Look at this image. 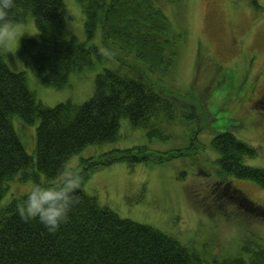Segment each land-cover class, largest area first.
<instances>
[{
    "label": "trees",
    "instance_id": "16d2710c",
    "mask_svg": "<svg viewBox=\"0 0 264 264\" xmlns=\"http://www.w3.org/2000/svg\"><path fill=\"white\" fill-rule=\"evenodd\" d=\"M74 1L84 15V43L66 34L64 0H16L11 18L22 24L32 17L39 34V40H23L18 46L23 68L33 70L42 86L54 89L64 88L71 74L96 63L112 62L115 68H102L95 77L92 96L82 105L66 101L46 108L29 89L26 73H12L0 55V201L7 184L18 173L20 180L57 182V169L67 157L87 146L115 141L122 119H127L132 128L145 129L149 138L164 140L163 125L178 119V108L195 110L155 79L157 73L170 70L176 58L175 39L168 35L169 22L158 0ZM96 34L100 38L98 47L88 46ZM206 98L199 99L196 107L205 111ZM186 118H191L189 113ZM31 127L34 134L29 131L24 137L30 141L34 135V157L26 153L18 137ZM199 131L201 128L191 133V144L184 149L153 151L139 146L81 160L84 182L95 170L113 164L165 165L184 157L189 149L203 148L196 138ZM210 146L219 156L223 178L248 180L264 190V169L243 164L245 158L256 155L252 147L229 132L218 133ZM35 172L45 182L41 183ZM83 184L81 203L69 213V223L61 225L55 234H50L38 219L28 223L20 219L16 203L25 195L0 205V264L202 263L196 253L174 239L119 218L88 196ZM244 250L251 254L250 264H264V250ZM244 263L243 258L234 260V264Z\"/></svg>",
    "mask_w": 264,
    "mask_h": 264
},
{
    "label": "rangeland",
    "instance_id": "374dc122",
    "mask_svg": "<svg viewBox=\"0 0 264 264\" xmlns=\"http://www.w3.org/2000/svg\"><path fill=\"white\" fill-rule=\"evenodd\" d=\"M158 2L169 22L168 35L175 39L176 58L172 68L157 73L155 79L195 110L178 108V119L163 125L167 136L164 140L149 138L145 129L132 128L127 119H122L115 141L85 147L74 155V163L139 146L153 151L188 148L191 133L199 128L196 138L203 148L189 149L184 157L165 165L117 163L97 169L84 182L83 191L119 218L174 239L196 253L201 264H234L237 258L250 264L251 254L244 248L264 250V190L248 180L223 178L219 156L210 142L218 133L229 132L255 150L256 155L245 158L243 164L264 169V102L258 106L253 103L264 91V0ZM64 5L67 36L84 43L82 10L74 0H64ZM18 25L16 40L6 51L0 50V55L12 73H26L29 89L46 108L66 101L82 105L92 96L95 77L102 68H115L112 62L96 63L71 74L62 89L44 87L33 70L23 68L17 56L23 40H39L34 20L29 16ZM99 42L96 34L87 45L98 47ZM205 96L204 111L196 105ZM163 118L166 120L165 115ZM27 129L18 137L26 153L34 157V135L30 141L24 135L29 131L34 134L35 128ZM35 173L41 183L45 182L41 174ZM20 177L18 173L7 184L1 206L30 190L34 182ZM242 197L253 205L241 201ZM228 198L231 202L225 201Z\"/></svg>",
    "mask_w": 264,
    "mask_h": 264
},
{
    "label": "clouds",
    "instance_id": "9594fccd",
    "mask_svg": "<svg viewBox=\"0 0 264 264\" xmlns=\"http://www.w3.org/2000/svg\"><path fill=\"white\" fill-rule=\"evenodd\" d=\"M15 7L16 0H0V50L6 51L17 38L19 25L10 15ZM74 161L75 157L69 156L62 162L57 182L33 183L25 197L17 201L16 213L23 222L38 219L50 234L69 223V213L81 203L79 191L84 183L82 169Z\"/></svg>",
    "mask_w": 264,
    "mask_h": 264
},
{
    "label": "flooded vegetation",
    "instance_id": "af4514ba",
    "mask_svg": "<svg viewBox=\"0 0 264 264\" xmlns=\"http://www.w3.org/2000/svg\"><path fill=\"white\" fill-rule=\"evenodd\" d=\"M259 79V77H257V80ZM256 89V88H255ZM254 94V93H253ZM250 96V95H249ZM260 101H263L264 102V91L263 93L253 102L255 104V106H258ZM248 201L246 200V203ZM249 204V203H248Z\"/></svg>",
    "mask_w": 264,
    "mask_h": 264
}]
</instances>
